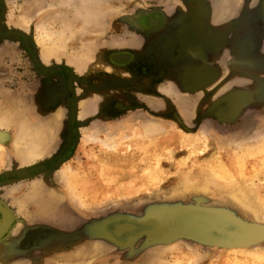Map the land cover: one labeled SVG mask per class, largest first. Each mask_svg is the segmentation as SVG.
I'll use <instances>...</instances> for the list:
<instances>
[{"label": "rangeland", "instance_id": "rangeland-1", "mask_svg": "<svg viewBox=\"0 0 264 264\" xmlns=\"http://www.w3.org/2000/svg\"><path fill=\"white\" fill-rule=\"evenodd\" d=\"M5 117L0 264H264L260 0H0Z\"/></svg>", "mask_w": 264, "mask_h": 264}, {"label": "bare ground", "instance_id": "bare-ground-1", "mask_svg": "<svg viewBox=\"0 0 264 264\" xmlns=\"http://www.w3.org/2000/svg\"><path fill=\"white\" fill-rule=\"evenodd\" d=\"M195 12H197V11H195V10H193V16L191 17V18H193V21H190V20H188V19H186V20H183V22H182V24H183V26L184 25H187V22H188V27H183V29H182V31H181V43H182V45H184V46H186L187 44H190L191 42H193V41H195V40H197L199 37H201V36H204L203 35V27H202V22L200 23V21H199V17H197V14L195 13ZM199 21L198 22V24H199V26L197 25V21ZM204 34H205V31H204ZM50 52V51H49ZM51 52H53V51H51ZM54 53V52H53ZM49 54V53H48ZM50 55V54H49ZM55 56V55H54ZM123 60H125V57L124 56H119V57H117L116 58V61L117 62H121V61H123ZM210 74V73H209ZM247 96V95H246ZM246 96H244L243 95V98H242V100H240V101H235V100H233V101H231V102H229L232 106H233V108L234 107H238V103H241V102H243V100H244V97H246ZM249 96V95H248ZM243 104V103H242ZM231 110V109H230ZM8 117H5V118H0V123L1 122H13V118L12 119H10V118H8ZM2 119V120H1ZM40 119V118H39ZM56 121V120H55ZM5 123L3 124V125H5ZM22 123H24V122H22ZM20 124V127H22V131H24V132H26V133H28V131L32 128V132H36L37 133V131L36 130H38V129H36L35 130V128L33 129V127H31V125H29V122H27L26 121V123H25V125H23V124ZM60 123V122H59ZM58 123V124H59ZM7 124V123H6ZM31 124V123H30ZM55 124L57 125V123L55 122ZM3 125H2V123H1V125L0 126H2L3 127ZM9 125H10V123H9ZM8 125V126H9ZM5 126H7V125H5ZM7 126V127H8ZM48 129H51V130H53V124H52V122L51 123H49L48 125ZM55 126V125H54ZM6 127V128H7ZM60 127V126H59ZM60 129V128H59ZM41 131V128L39 129V132ZM31 134V133H30ZM38 135H36L37 137H36V142L32 145L33 147H31L30 149H29V151H28V153H29V156H27V158L25 159V161H24V163H29L30 161H31V159L33 158V157H36V156H40L41 155V153H42V155H43V152H42V149L43 148H40V146L43 144V141H44V137L43 136H41L39 133H37ZM32 135V134H31ZM24 139H26L25 138V135H23V133H21V135L20 136H18V142L20 143H23L24 142ZM4 141H5V138H4V135H1L0 134V143H4ZM17 142V141H16ZM42 147V146H41ZM1 148V147H0ZM50 148V147H49ZM45 152V151H44ZM38 158V157H37ZM42 158V157H41ZM39 159H40V157H39ZM32 163H34V161L32 162ZM31 163V164H32ZM22 165H23V159H22V163H21ZM31 164H29V165H31ZM27 166V165H26ZM206 215H209V214H206ZM211 215V214H210ZM209 215V216H210ZM213 215H211V217H212ZM210 218V217H209ZM0 219H1V221H0V231H6L7 230V228L11 225V223H12V217L10 216V214L7 212V211H2V212H0ZM206 219V218H205ZM210 220H212V218H210ZM197 221V220H196ZM214 221H216V220H214ZM125 224V223H124ZM128 224V223H127ZM215 224V223H214ZM122 225H123V223H122ZM132 225V224H131ZM134 225V224H133ZM127 226V225H126ZM216 226V225H215ZM134 227H136V226H134ZM134 227H132V228H134ZM195 227V226H194ZM130 228V227H129ZM131 228V229H132ZM1 233V232H0ZM121 235V234H120Z\"/></svg>", "mask_w": 264, "mask_h": 264}, {"label": "water", "instance_id": "water-1", "mask_svg": "<svg viewBox=\"0 0 264 264\" xmlns=\"http://www.w3.org/2000/svg\"><path fill=\"white\" fill-rule=\"evenodd\" d=\"M261 10L263 11V14H264V5H263V3L261 2ZM190 15V17H192L193 16V13H191V14H189ZM193 19V18H192ZM197 23V25L199 26V24H198V21L196 22ZM182 44V43H181ZM184 46V45H183ZM242 98H243V93H241V92H235L234 94H232V95H230V96H228V97H226L225 98V100H227V101H229V102H231V101H233V100H235V101H240V100H242ZM6 211L4 208H1L0 207V212H2V211ZM0 221H1V219H0ZM125 227H130V226H126V225H124V226H115V228H114V234L116 235H118V232L119 231H121L122 229H124ZM8 229V228H7ZM1 233L0 234H2L3 232H5V231H0Z\"/></svg>", "mask_w": 264, "mask_h": 264}, {"label": "flooded vegetation", "instance_id": "flooded-vegetation-1", "mask_svg": "<svg viewBox=\"0 0 264 264\" xmlns=\"http://www.w3.org/2000/svg\"><path fill=\"white\" fill-rule=\"evenodd\" d=\"M260 2H262V3H263V5H264V0H260ZM196 21H197V20H196ZM199 21H200V20H199ZM199 21H198V22H199Z\"/></svg>", "mask_w": 264, "mask_h": 264}, {"label": "crops", "instance_id": "crops-1", "mask_svg": "<svg viewBox=\"0 0 264 264\" xmlns=\"http://www.w3.org/2000/svg\"><path fill=\"white\" fill-rule=\"evenodd\" d=\"M116 58H117V57H115V61H116Z\"/></svg>", "mask_w": 264, "mask_h": 264}]
</instances>
